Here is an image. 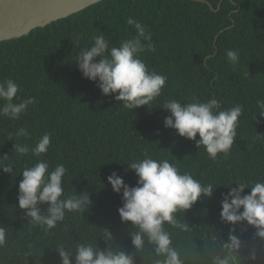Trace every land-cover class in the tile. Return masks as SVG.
I'll return each instance as SVG.
<instances>
[{
  "label": "trees",
  "instance_id": "1",
  "mask_svg": "<svg viewBox=\"0 0 264 264\" xmlns=\"http://www.w3.org/2000/svg\"><path fill=\"white\" fill-rule=\"evenodd\" d=\"M204 1L213 10L191 0H105L26 37L0 43V81L12 79L20 85L21 99L35 98L19 120L0 117V157L7 155L4 163L13 168L12 175L0 170V226L8 233L0 248V264H60L56 251L60 244L73 251L76 243H91L101 250L109 246L134 254L130 234L137 229L121 223L117 209L122 196L112 191L107 177L115 171L135 187L137 177L127 165L144 159L145 152L216 189L211 199L176 214L180 223H188V231L166 225L185 264H210L205 253L212 244L219 251L231 227L220 219L222 194L236 182L250 188L264 181V139H257L264 137V115L256 103L264 100V0ZM129 17L152 34L155 51L146 50L140 59L149 71L167 77L161 96L146 106L149 109H125L123 102L102 95L95 83L83 78L75 64L94 36L103 33L116 47L134 36ZM229 49L239 53L237 63L228 61ZM210 98L218 99L222 110L243 106L230 154L216 160L209 158L204 146L197 148L195 141L163 124L169 115L162 109L165 101L186 104ZM22 127L29 136L15 135ZM45 133L51 137L46 154L37 158L14 151V143L35 147ZM38 159L49 164V171L63 164L65 194L87 192L92 201L83 214L66 212L51 235L29 223L18 207L22 172ZM104 229L113 240L103 239ZM254 231L246 223L236 226L245 244L242 254L255 248L254 264H264V242L253 238ZM135 261L151 264L146 252L136 253Z\"/></svg>",
  "mask_w": 264,
  "mask_h": 264
},
{
  "label": "clouds",
  "instance_id": "2",
  "mask_svg": "<svg viewBox=\"0 0 264 264\" xmlns=\"http://www.w3.org/2000/svg\"><path fill=\"white\" fill-rule=\"evenodd\" d=\"M127 24L135 29L134 36L122 41L118 47L111 46L109 38L103 33L94 36L91 45L79 51L75 64L83 78L95 83L102 95L112 96L117 102H123L125 109L133 111L150 105L160 97L167 77L149 71L140 59V54L146 50L155 51L151 32L132 17L127 18ZM226 57L231 63L239 61V53L231 49L226 51ZM20 92V85L14 80L0 81V117L19 120L29 106L35 104L34 97L21 99ZM256 103L264 115V100H257ZM162 109L169 113L163 119L165 128L174 130L179 137L195 141L197 148L204 146L212 160L221 154L225 158L229 156L243 113L242 105L222 110L216 98L206 102L194 99V102L186 104L170 99L165 101ZM15 135L27 137L29 131L22 127ZM257 139L264 137L257 135ZM50 143L51 137L45 133L35 147L30 149L27 145L14 143L13 149L20 156L31 152L32 156L39 158L48 152ZM7 159V155L0 157V170L12 175V166L4 163ZM127 166L137 177L135 187L126 184L115 171L107 177V183L115 194L122 196V206L117 209L121 223H130L131 228L137 229L130 234L134 254L109 246L101 250L91 243H76L73 251L60 244L56 247L60 264H73V260L75 264H136V253L145 252L151 264H185L166 225L188 231V223H180L176 214L181 211L186 213L198 201L211 199L216 189L213 190L212 184H202L190 173H181L167 159L158 161L151 158L147 152L144 159ZM66 173L63 164L49 171V164L39 159L22 172L18 207L25 212L29 223L40 226L49 235L58 223L65 220L66 212L83 214L92 205L87 192L71 196L65 194L63 178ZM233 184L237 186L222 194L220 201V219L231 227L227 240L220 242V250L217 251L216 244H212L205 253L210 264H235L236 261L239 264H254L257 260L255 248L247 256L242 254L245 244L236 233L237 225L246 223L255 230L253 238L264 242V181L256 182L250 188L244 183ZM245 189H250V194H244ZM42 205H47L46 211L41 210ZM7 235V229L0 226V248L6 245ZM103 239L113 240L112 233L104 229Z\"/></svg>",
  "mask_w": 264,
  "mask_h": 264
},
{
  "label": "water",
  "instance_id": "3",
  "mask_svg": "<svg viewBox=\"0 0 264 264\" xmlns=\"http://www.w3.org/2000/svg\"><path fill=\"white\" fill-rule=\"evenodd\" d=\"M105 0H0V43L28 36ZM211 5L204 0H191Z\"/></svg>",
  "mask_w": 264,
  "mask_h": 264
}]
</instances>
